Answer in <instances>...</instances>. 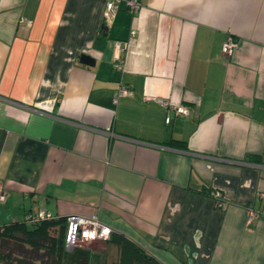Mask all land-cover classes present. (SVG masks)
<instances>
[{
  "label": "crops",
  "instance_id": "crops-1",
  "mask_svg": "<svg viewBox=\"0 0 264 264\" xmlns=\"http://www.w3.org/2000/svg\"><path fill=\"white\" fill-rule=\"evenodd\" d=\"M107 1L0 0V226L96 215L162 264H264V0Z\"/></svg>",
  "mask_w": 264,
  "mask_h": 264
},
{
  "label": "trees",
  "instance_id": "trees-1",
  "mask_svg": "<svg viewBox=\"0 0 264 264\" xmlns=\"http://www.w3.org/2000/svg\"><path fill=\"white\" fill-rule=\"evenodd\" d=\"M39 212L41 210L27 211L22 222L0 226V264H10L11 261L16 262L15 264H30V258L35 261L48 258L52 264L66 262L90 264L89 250L75 248L72 253L63 251L66 217L56 218L42 211L44 216L40 219ZM53 228H58L57 238L49 234ZM9 242H12L11 246ZM109 243L118 246L120 264H162L135 242L121 234L116 235L112 232ZM26 244L31 247V250L25 249ZM41 248H45V253L42 255L39 254Z\"/></svg>",
  "mask_w": 264,
  "mask_h": 264
},
{
  "label": "built area",
  "instance_id": "built-area-1",
  "mask_svg": "<svg viewBox=\"0 0 264 264\" xmlns=\"http://www.w3.org/2000/svg\"><path fill=\"white\" fill-rule=\"evenodd\" d=\"M121 0H108L105 12H104V21L107 24H112L114 20V16L118 10V5ZM128 9L131 13L137 11L139 5L135 0L127 1ZM30 21H26V25H30ZM135 32L131 31V35H134ZM236 47V42L232 37L227 38V40L222 44L221 51L225 55H229L233 49ZM115 67L118 70H122V65L118 62ZM131 92L125 86H119L114 93L113 103L116 104L120 97L129 95ZM155 101L159 103L161 106L166 107L167 103L160 98H156ZM173 110L176 115L187 116L189 114V110L185 106H175ZM169 117L165 119V122L168 123ZM5 198V194L3 192V187L0 182V201ZM44 213L41 211L38 213V217L42 219ZM112 229L102 223L96 215H92L90 217H81L77 215H70L66 217V235L64 242V251L66 253H72L73 250L77 247L78 241L88 242L93 240H105L109 237Z\"/></svg>",
  "mask_w": 264,
  "mask_h": 264
},
{
  "label": "rangeland",
  "instance_id": "rangeland-1",
  "mask_svg": "<svg viewBox=\"0 0 264 264\" xmlns=\"http://www.w3.org/2000/svg\"><path fill=\"white\" fill-rule=\"evenodd\" d=\"M90 217V216H89ZM66 222V221H65ZM51 237H58V228H53L49 232ZM66 235V231H65ZM112 235V231L109 237L105 240H93L88 242L78 241V245L76 248L89 250L91 253V263L90 264H120V250L117 245L109 243L110 237ZM65 242V239H64ZM64 242H63V251H64ZM9 245H12V242H9ZM25 249L31 250L29 245H25ZM65 252V251H64ZM45 248H41L39 250V254H44ZM66 253V252H65ZM31 261V262H30ZM16 262H12L10 264H15ZM30 264H52L48 258L45 260H29ZM64 264H75V263H64Z\"/></svg>",
  "mask_w": 264,
  "mask_h": 264
},
{
  "label": "water",
  "instance_id": "water-1",
  "mask_svg": "<svg viewBox=\"0 0 264 264\" xmlns=\"http://www.w3.org/2000/svg\"><path fill=\"white\" fill-rule=\"evenodd\" d=\"M79 62L81 64H84L86 66H93L94 65V60L91 58L89 55L82 54L79 58Z\"/></svg>",
  "mask_w": 264,
  "mask_h": 264
}]
</instances>
